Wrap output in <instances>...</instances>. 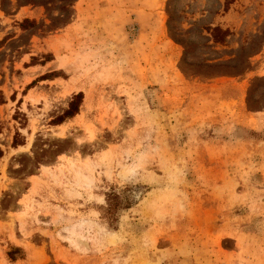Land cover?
Returning a JSON list of instances; mask_svg holds the SVG:
<instances>
[{"label": "rangeland", "instance_id": "374dc122", "mask_svg": "<svg viewBox=\"0 0 264 264\" xmlns=\"http://www.w3.org/2000/svg\"><path fill=\"white\" fill-rule=\"evenodd\" d=\"M0 148V264H264V0H0Z\"/></svg>", "mask_w": 264, "mask_h": 264}, {"label": "trees", "instance_id": "16d2710c", "mask_svg": "<svg viewBox=\"0 0 264 264\" xmlns=\"http://www.w3.org/2000/svg\"><path fill=\"white\" fill-rule=\"evenodd\" d=\"M217 28V27H216ZM215 28V29H216ZM47 74H44L42 76V80L43 79H47ZM83 100V93L82 92H79L77 93L73 99L70 101V104H69V107L64 111V113L62 115H59L57 117V121H56V124H61L62 122H64V120L66 118H72L74 117L76 114L79 113L80 111V107H81V104H82V101ZM4 103V102H3ZM15 143V142H14ZM3 156V151L2 149L0 148V158Z\"/></svg>", "mask_w": 264, "mask_h": 264}, {"label": "crops", "instance_id": "0c3cea01", "mask_svg": "<svg viewBox=\"0 0 264 264\" xmlns=\"http://www.w3.org/2000/svg\"><path fill=\"white\" fill-rule=\"evenodd\" d=\"M28 76V74L26 73L25 74V76L24 77H27ZM36 76H32V78H31V80L30 81H25V79H24V83H23V85H26V84H29L34 78H35ZM48 81H50V80H43V82H45V84H47L48 85ZM25 86H22V88H24ZM20 88V87H19ZM31 89H33V88H31ZM30 89V90H31ZM40 89H41V86H40ZM30 90L28 91V94H29V92H30ZM27 94V95H28Z\"/></svg>", "mask_w": 264, "mask_h": 264}, {"label": "bare ground", "instance_id": "6f19581e", "mask_svg": "<svg viewBox=\"0 0 264 264\" xmlns=\"http://www.w3.org/2000/svg\"><path fill=\"white\" fill-rule=\"evenodd\" d=\"M61 128L65 127L63 124L60 126Z\"/></svg>", "mask_w": 264, "mask_h": 264}]
</instances>
